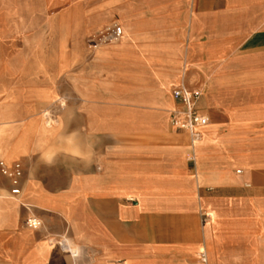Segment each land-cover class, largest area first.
Instances as JSON below:
<instances>
[{
	"label": "crops",
	"instance_id": "obj_1",
	"mask_svg": "<svg viewBox=\"0 0 264 264\" xmlns=\"http://www.w3.org/2000/svg\"><path fill=\"white\" fill-rule=\"evenodd\" d=\"M72 1L96 36L123 33L91 59L64 52L54 126L24 124L43 99L27 87L38 72L16 74L9 97L0 72V161L23 168L17 197L0 172V264H67L56 240L69 222L91 241L92 264H264V0ZM65 3L0 0V21L7 7L15 21L5 34H37ZM182 85L209 118L194 143L170 125Z\"/></svg>",
	"mask_w": 264,
	"mask_h": 264
},
{
	"label": "rangeland",
	"instance_id": "obj_2",
	"mask_svg": "<svg viewBox=\"0 0 264 264\" xmlns=\"http://www.w3.org/2000/svg\"><path fill=\"white\" fill-rule=\"evenodd\" d=\"M81 8V7H80ZM78 5L72 0H66V3L60 7L49 10L45 19L42 21V28L37 34L32 36H21L15 34H5V24L7 27L6 32L10 31V28L14 27L15 21L12 19L11 8L7 7V20L0 21V60L6 61L8 65L15 63L16 61L25 63L30 60H37L40 65L38 68H15L8 67L0 68V72L4 73L7 78V92L8 97L14 91L15 87V76L16 74L20 77L21 71L33 70L38 73L35 74L32 80H27V87H38L39 97L43 98L40 100V109L33 118H25V123H34L47 127L49 119H53L50 126L56 124V120L61 119V108H64L65 102L62 98L63 88V72L62 61L64 52L67 55V59L71 60H84L91 59L94 53V49L101 46L103 43H99L95 39V27L90 23V19L86 18L85 9L77 10ZM65 12V14H64ZM111 11L104 12V15H114V19L111 22H117L116 16L120 15L119 10L110 13ZM4 15V14H1ZM68 15L70 18L64 20L61 16ZM107 21L104 20V24ZM99 28V27H98ZM81 42L86 51L77 52L69 51V47L72 44ZM118 42V41H117ZM115 42V43H117ZM103 46V45H102ZM65 50V51H64ZM49 61V64L47 62ZM25 82V79L23 80ZM25 86V83H24ZM48 94H53V99H46ZM61 108H60V107ZM7 122H14V119H7ZM25 135H29V143L31 136L35 135L36 132H25ZM33 139V138H32ZM12 140H14L12 138ZM34 218V217H30Z\"/></svg>",
	"mask_w": 264,
	"mask_h": 264
},
{
	"label": "built area",
	"instance_id": "obj_3",
	"mask_svg": "<svg viewBox=\"0 0 264 264\" xmlns=\"http://www.w3.org/2000/svg\"><path fill=\"white\" fill-rule=\"evenodd\" d=\"M122 27L114 24L101 31L95 39L99 43L111 44L117 42L122 36ZM172 97L176 102V107L172 109L170 114V125L178 130L188 133L190 141L192 143L200 140L201 130L208 125L209 118L207 115L201 113L196 103L200 97V92L192 91L184 85L176 87L172 91ZM194 156L191 155L190 160H193ZM0 172L3 176L7 177L11 183L12 190L11 195L17 197L21 194V180L23 177L22 165L18 162L9 166L4 161H0ZM36 219V218H31ZM27 219V225L30 228H38L40 225L35 226L29 223Z\"/></svg>",
	"mask_w": 264,
	"mask_h": 264
},
{
	"label": "clouds",
	"instance_id": "obj_4",
	"mask_svg": "<svg viewBox=\"0 0 264 264\" xmlns=\"http://www.w3.org/2000/svg\"><path fill=\"white\" fill-rule=\"evenodd\" d=\"M54 162V156L46 154L41 155L39 161V163H44L48 166H52ZM34 216V213H30V217ZM29 223L38 226L43 221L41 219L34 220L30 218ZM69 232H72V236L68 235ZM56 243H58L61 253L64 254L67 264H92V256L86 251L91 246V241L86 239L83 233H78L73 223H68V227L64 233L59 235Z\"/></svg>",
	"mask_w": 264,
	"mask_h": 264
},
{
	"label": "bare ground",
	"instance_id": "obj_5",
	"mask_svg": "<svg viewBox=\"0 0 264 264\" xmlns=\"http://www.w3.org/2000/svg\"><path fill=\"white\" fill-rule=\"evenodd\" d=\"M59 107H60V106H59ZM60 108H61V107H60ZM49 120H50V121H49L48 123H51L52 121H54V120H53V119H51V118H50Z\"/></svg>",
	"mask_w": 264,
	"mask_h": 264
}]
</instances>
